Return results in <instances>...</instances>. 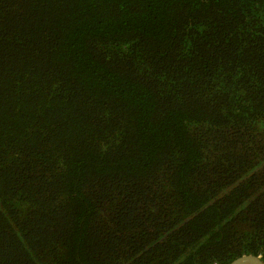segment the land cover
<instances>
[{
  "label": "trees",
  "instance_id": "16d2710c",
  "mask_svg": "<svg viewBox=\"0 0 264 264\" xmlns=\"http://www.w3.org/2000/svg\"><path fill=\"white\" fill-rule=\"evenodd\" d=\"M264 264V0H0V264Z\"/></svg>",
  "mask_w": 264,
  "mask_h": 264
},
{
  "label": "water",
  "instance_id": "95a60500",
  "mask_svg": "<svg viewBox=\"0 0 264 264\" xmlns=\"http://www.w3.org/2000/svg\"><path fill=\"white\" fill-rule=\"evenodd\" d=\"M229 264H263L261 256L243 255Z\"/></svg>",
  "mask_w": 264,
  "mask_h": 264
}]
</instances>
